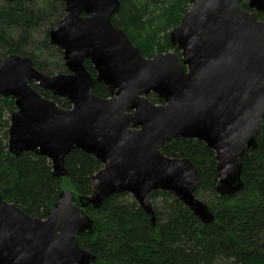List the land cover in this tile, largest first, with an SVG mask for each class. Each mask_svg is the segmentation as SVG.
I'll return each instance as SVG.
<instances>
[{
  "label": "water",
  "instance_id": "95a60500",
  "mask_svg": "<svg viewBox=\"0 0 264 264\" xmlns=\"http://www.w3.org/2000/svg\"><path fill=\"white\" fill-rule=\"evenodd\" d=\"M9 1V0H5ZM65 13L50 30L63 51L68 73L39 71L30 56L10 54L0 62V96L12 97L8 147L12 154L35 152L66 177V157L79 149L102 167L92 176V192L63 188L45 218L26 213L0 194V264H93L79 234L96 233L86 208H100L113 194L129 193L155 223L151 192L177 197L203 223L215 214L196 195L200 174L190 158L162 152L178 137L197 139L216 155L222 195L244 187L242 159L257 147L264 120V0H190V9L169 33L180 53L144 57L112 22L120 0H59ZM89 60L96 76L86 68ZM54 96L61 107L31 82ZM104 84L107 97L94 93ZM164 103H154L149 94ZM75 198L77 202H75Z\"/></svg>",
  "mask_w": 264,
  "mask_h": 264
},
{
  "label": "trees",
  "instance_id": "16d2710c",
  "mask_svg": "<svg viewBox=\"0 0 264 264\" xmlns=\"http://www.w3.org/2000/svg\"><path fill=\"white\" fill-rule=\"evenodd\" d=\"M121 8L112 22L121 27L144 57L180 50L169 33L190 9V0H120ZM240 7L250 11L248 0ZM59 0H0V62L10 54L30 56L35 67L48 75L68 73L63 52L52 45L49 33L64 15ZM258 19L264 13L256 12ZM59 54L52 60L51 52ZM86 68L96 76L89 60ZM42 95L61 107L71 108L67 98L54 96L31 82ZM94 93L109 95L106 86L96 82ZM154 103L164 101L149 94ZM16 110L12 97L0 96V194L26 213L45 218L67 187L77 194L92 192V176L102 167L100 161L75 149L66 157V177L53 174L52 164L35 152L12 154L8 147L11 115ZM169 157H187L197 167L200 190L217 198L208 205L215 214L205 224L177 197L164 190L151 192L155 223L129 193L113 194L98 209L87 207L97 225L96 233L79 234L83 248L96 254L93 264H264V120L259 126L257 147L247 148L243 159L244 187L232 195L217 192L215 152L203 141L178 137L165 144ZM198 196V195H197ZM75 202L77 199L75 198ZM206 203V202H205Z\"/></svg>",
  "mask_w": 264,
  "mask_h": 264
},
{
  "label": "rangeland",
  "instance_id": "374dc122",
  "mask_svg": "<svg viewBox=\"0 0 264 264\" xmlns=\"http://www.w3.org/2000/svg\"><path fill=\"white\" fill-rule=\"evenodd\" d=\"M64 10H65V8H64ZM65 13V12H64ZM53 45V44H52ZM53 46H55V45H53ZM55 47H58V46H55ZM63 52V51H62ZM59 53L58 52H56V51H52L51 52V55L50 56H52V60H54V61H56V62H58L59 61V55H58ZM63 54V53H62ZM64 57V56H63ZM86 61V60H85ZM64 63H65V61H64ZM34 82V81H33ZM34 83H36V82H34ZM37 84V83H36ZM153 94V93H152ZM65 188H67V187H65ZM70 189V188H69ZM198 195V197L201 199V200H203L204 202H206V204L207 205H211V202H213V201H216L217 200V198H216V196L214 195V194H212L210 191H208V190H200L199 191V193L197 194ZM152 200V199H151ZM153 204V203H152ZM154 207V206H153Z\"/></svg>",
  "mask_w": 264,
  "mask_h": 264
}]
</instances>
